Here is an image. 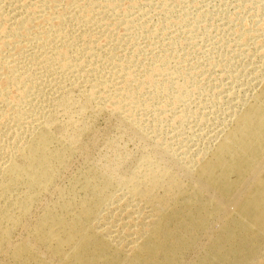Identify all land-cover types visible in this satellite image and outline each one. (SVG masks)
Listing matches in <instances>:
<instances>
[{
    "label": "bare ground",
    "instance_id": "1",
    "mask_svg": "<svg viewBox=\"0 0 264 264\" xmlns=\"http://www.w3.org/2000/svg\"><path fill=\"white\" fill-rule=\"evenodd\" d=\"M136 1L125 6L132 11ZM159 2L163 18L146 34L121 0H0V264H264V77L256 107L227 130L211 167L192 169L159 129L166 109L178 108V125L170 122L176 131L197 119L187 102L202 93L198 80L182 78L183 65L168 66L166 52L159 59L135 45L116 60L114 27L105 22L138 30L151 48L174 23L165 9L171 0ZM262 29L244 27L238 38ZM257 43L264 56V37ZM41 81L51 84L49 93ZM88 110H106L116 134L91 133ZM86 137L102 152L87 150L77 173L58 185ZM174 160L190 168L177 162L173 171ZM49 191L54 196L43 199ZM199 251L206 255L200 262Z\"/></svg>",
    "mask_w": 264,
    "mask_h": 264
},
{
    "label": "rangeland",
    "instance_id": "2",
    "mask_svg": "<svg viewBox=\"0 0 264 264\" xmlns=\"http://www.w3.org/2000/svg\"><path fill=\"white\" fill-rule=\"evenodd\" d=\"M10 1H15V0H10ZM121 1H122V5H124L123 6L124 9L122 10H125L126 8L128 9L129 7L125 6L128 4L126 0H121ZM159 1L161 0H137L136 2L138 4H136V6H138V8L135 7L134 9L133 7L131 8L133 9L132 11H130L129 10L130 8H129L128 10L130 11V13H127V17L129 19L131 18V20L133 19L132 21L134 22V24H137V25L141 22H145L146 27H147L146 28L147 31L145 30V32L147 34L148 32H150V30L151 31L154 30L153 29L155 27L154 24L157 21V19L159 20L160 17L163 18V15L156 14V11L158 12L157 9H159V4H160ZM169 1L170 0H167V2ZM178 2H180V4ZM169 3L170 4H167L168 7L166 6L165 9L167 8V11L169 10L168 19L171 21V23H173L172 20L174 19L175 24L173 23L172 25H170L171 27H169V29L167 30L159 31V33H156L154 36V39H153L154 41H153V45L151 48L149 46V43L147 42L149 41V39L145 36L143 38L142 34L138 30L137 31L139 33L137 31H134V28H133L132 29L134 32L133 33L132 30L130 29L132 32L131 33L130 30L127 31V29H125L124 27L125 25L117 26L116 24H114V20L112 17L108 18L107 21L105 22L110 24V26L113 25L114 27L113 29L114 30L113 32L114 42L113 43L111 42V45L115 46V48L112 47L113 48L112 53L113 55H115L116 60H123L125 56H127V54L129 53V51L132 50L131 48L137 45L138 47L146 48L145 50L147 52L153 51V54L154 52L155 54L157 53L158 55L157 54L156 55L159 56L158 57L159 59L160 57H162V55H163L162 58H165V59L168 58V55L169 57L171 56L169 58L171 60H168V59L166 60L168 66L171 67L172 64H174L172 69L174 70L175 68L174 71H178L176 68L180 69V66L183 65L181 68L182 70L181 69L179 70L181 72L183 71L182 75L184 77L182 78L190 77V79H192L191 82H193V80L195 81L198 80L197 82H199V85H200L199 88L202 87L201 89H203V90L200 89L202 93L200 91H197L199 93L196 92L194 96L190 98L191 101L189 100L190 102L189 101L187 102L188 107H191L194 114H197L198 116L197 119L193 117L190 118L187 121V123H185V126L183 127L184 129L182 128L180 131H176V129L170 127V122H173L172 120L173 118L175 119L174 125H178L177 123H175L177 121L175 114L177 113L176 111H178V108L173 109V111L171 109L170 110L171 112L166 111L167 110L166 109L164 110V112H162V114H164L165 116V117L163 116L165 120L162 121L161 129H159L160 131L162 130V132L160 131L159 132H160V136L161 134H162V137L166 136L165 139H167L166 142L168 144H171L172 147L176 148L177 151H179V153L180 151L181 153L183 152V154L180 153L181 156L180 155L178 156L179 158L182 157V159L185 158L184 160L188 162V163L184 162L183 160V163L185 164L186 167H189V166L191 167L192 165L191 168L193 169L194 167L197 168V167L202 166L203 168L202 167L201 168L205 170L211 167L212 161L218 155V152H219L218 150L222 146L225 147L226 145L225 140L228 138L227 130L228 132L230 131L232 133V131H234L235 128H237V124L241 116L242 117L245 116L249 112V110L254 108V106L256 107V104L259 101L257 93L262 90L261 82L263 81L261 80L264 77V66H263L264 64H261V63H264V56H262L261 49L260 47H258L259 44L257 43V40H260V37L262 38L264 37L263 35L264 29H262L263 34L261 32H258L257 36H260L261 34L259 38H256L257 36H255L256 39L251 37L250 39H247L246 42H244L245 40L242 39V37L238 38V36H239L240 31L242 32V30H244V27L246 28V27H250L251 25L252 26L259 25V27L264 28V21H263L264 20V0H179V1L171 0V2ZM121 8L122 6L120 7V9ZM179 17H182L184 19L182 23L180 22V20H178ZM133 22L131 23L129 22V24L132 26ZM240 26H242L241 27L242 29L241 28L239 29ZM122 27L124 30L122 29ZM190 28L193 29L194 31L189 32ZM238 29L240 31H237ZM127 32L130 36L127 34ZM129 32L132 35L136 33L138 35L140 34L139 36L141 37H139L136 34L137 37L135 35V38H134V35L132 36ZM124 35L125 36L127 35L128 37L126 36L125 38ZM115 36H118L119 39H115V38H118ZM129 37H133V38H130V39H133L131 42H130ZM172 37L175 39L177 38L176 40H179L181 42L180 44V42L178 41V44L180 45L177 48H175L176 46L169 45L171 40H173L171 39ZM104 38L105 37L100 38L99 39L100 42H98L101 44V46L104 45V47H100V44H99V47L101 48V50L104 49L103 52L106 50L105 49L106 44L103 43L105 42ZM146 38L148 40H146ZM117 42L119 43L118 46L117 44L116 45L114 44ZM133 42H135V44ZM165 48H167L168 51ZM115 50L116 51L119 50L117 51L118 53ZM159 52L160 53L162 52L163 54H159ZM165 52L168 55H164ZM142 57H140V61L142 64H145L144 60L147 57L146 58H144L145 56H142ZM142 60L144 61V63ZM170 61L172 64L169 63ZM146 63H147V59H146ZM176 64L178 66H176ZM260 64L261 66H259ZM190 65L191 66L194 65L195 68L191 67ZM192 68H194L195 70H193ZM184 69L187 72L189 71V74L186 71H184ZM41 83H42V87L45 86L44 88L45 90H47V92L48 90L50 91V89L48 88H51V84H48L46 82L44 83L43 81H41ZM47 84L50 87H48ZM44 88H42L43 89L42 92L46 93V91H44ZM13 95L15 94L13 93ZM159 98H162V99H159L160 101L165 100L163 98V95H161ZM206 100L207 102H205L206 104L202 109L197 107L200 104L199 102L203 103ZM187 105H184V106H187ZM179 107H182V106H179ZM88 111H89L88 114L93 117V123L91 125H92V128L94 129V132H93V129L91 128V133L94 134L96 131H99V132H96L95 135H98L101 138V136L104 135V133L108 129V135L116 134L117 127L114 128L112 126L113 120L110 116H108L109 113L106 110L100 111L99 113H94L95 112L94 110L93 111L88 110ZM171 113L172 115L174 114L175 118L171 116ZM145 115H146L145 117L143 116L144 121L146 120L145 123L152 124L153 115L151 113L150 115L149 113ZM170 119L172 121H169ZM104 126L107 128H105ZM223 127H228V128L226 129V131L223 132L221 131ZM99 128L101 129L99 130ZM163 134L165 135L163 136ZM222 138L225 140H222ZM123 139L125 140L124 142H125L126 149H129V150H132V149L134 150V148L136 149L135 142L130 141V140L126 141L127 139L125 138ZM85 140L89 144L88 147H87V143H85L83 148L78 149V151H76V153L72 155L71 160L69 161L68 165L64 169V172L58 178V181H57L58 185H61V184L66 185V183L69 180L70 175L72 176V174L77 173L78 169L80 168L79 165H82L81 160L83 161V158L86 157L87 150H89L91 155H93L94 157H97V155L102 152L103 149L100 143L99 144L94 143L93 144L94 146H93L87 140V137ZM217 142H219L220 144H218ZM210 159H211V162H209ZM180 161L182 160H178L177 162H179L180 164L182 163ZM177 162L175 163V160L173 161V165L175 166L173 168V171L177 166L176 164H178ZM169 170L171 171V169ZM200 170L201 169H197L196 171L198 172ZM188 175H191V173H189ZM219 176H218V180L223 175H221L220 177ZM187 183L190 184L189 181ZM49 192L48 193L46 192L45 195H43V199H50L51 195L52 197L54 196V193L52 191H49ZM199 252H196L195 254L197 255L194 256L195 261L199 260L198 262L206 258L205 257L206 255H204L203 251H201L200 253ZM197 257H198V260H197Z\"/></svg>",
    "mask_w": 264,
    "mask_h": 264
}]
</instances>
